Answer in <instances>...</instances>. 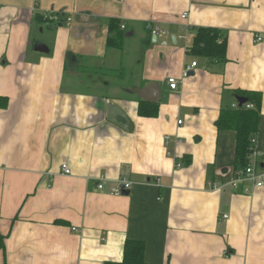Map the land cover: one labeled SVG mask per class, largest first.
<instances>
[{
    "label": "crops",
    "instance_id": "0c3cea01",
    "mask_svg": "<svg viewBox=\"0 0 264 264\" xmlns=\"http://www.w3.org/2000/svg\"><path fill=\"white\" fill-rule=\"evenodd\" d=\"M199 27L226 37L224 61L191 52ZM256 34L264 0H0V264L121 262L127 240L144 242L145 264H264V186L231 185L237 133L218 125L256 113L264 173ZM82 66L118 82L85 87ZM151 84L155 103L131 91ZM111 103L131 132L107 121Z\"/></svg>",
    "mask_w": 264,
    "mask_h": 264
},
{
    "label": "trees",
    "instance_id": "16d2710c",
    "mask_svg": "<svg viewBox=\"0 0 264 264\" xmlns=\"http://www.w3.org/2000/svg\"><path fill=\"white\" fill-rule=\"evenodd\" d=\"M120 35L122 36V34ZM226 50L227 39L221 34V32H219L218 29L212 27H199L196 29L194 43L191 48V52L194 55L206 57L210 59V61H224ZM237 95L242 96L241 92H237ZM244 95L247 96L248 101L258 100L256 99L258 94L245 93ZM248 101L243 105H246ZM139 113L143 116H155L158 114V106L157 104L142 102L139 108ZM223 113L225 121H218V125L220 127H227L236 131L237 143L235 151V169H243L249 162V155L253 147L250 135L257 127L258 116L256 113L247 111L232 113L227 112L226 114L225 112ZM144 250V242L140 240H127L123 260L121 262H108L105 264H145Z\"/></svg>",
    "mask_w": 264,
    "mask_h": 264
},
{
    "label": "built area",
    "instance_id": "2783aa9c",
    "mask_svg": "<svg viewBox=\"0 0 264 264\" xmlns=\"http://www.w3.org/2000/svg\"><path fill=\"white\" fill-rule=\"evenodd\" d=\"M187 15H188V13L186 12L182 16H183V18H185ZM123 28H124V26H123ZM160 31H161V33L163 32L160 29H155V30L152 31V33L154 35H157V34H160ZM254 40H255V42L261 43V42L264 41V36L262 34H256ZM194 66H196V62H193L191 64V66L186 67L184 69V71H183L182 76L183 77L189 76L190 71H191V69ZM168 83H169V85H170V87L172 89H177L178 80H177L176 77L169 76L168 77ZM246 105L249 106V107L252 106V104H248V103ZM179 122H181V121H179ZM168 137L169 136L166 135L165 139H167ZM252 145H253V147H252L251 153L249 155L248 164L246 165L245 168L237 170L235 172V178L230 182L231 185H233L234 187H237L241 180L251 181L256 188H261V187L264 186V173H262L261 171L258 170L259 169V159L261 157V153L255 147L256 146V139L252 140ZM61 170L65 174H70L71 173V168L66 163L62 164ZM131 184H132V182L128 178L123 177L121 179V186L115 188L114 192L116 194H120L122 192L123 188H130ZM102 187H103V185L100 183L99 184V188H102ZM215 187L221 188L222 186H219V185L215 184ZM225 217H227V216H225ZM73 229L76 230V228H73Z\"/></svg>",
    "mask_w": 264,
    "mask_h": 264
},
{
    "label": "water",
    "instance_id": "95a60500",
    "mask_svg": "<svg viewBox=\"0 0 264 264\" xmlns=\"http://www.w3.org/2000/svg\"><path fill=\"white\" fill-rule=\"evenodd\" d=\"M157 39V36L153 37V41ZM35 50L40 51V52H48L49 48L41 43V42H35ZM193 73V71H192ZM154 87H158L157 84H151L145 88H132V92L137 93L140 97L149 100L150 102H157V96L159 95V87H158V94H153L151 90ZM237 100L239 101V105H243L248 101V98L244 96H237ZM107 121L110 124H113L115 126H118L119 128L123 129L124 131L131 132L134 128L133 121L131 118L128 116V114L125 112V110L116 103H111L107 106ZM123 194H128L129 189H122Z\"/></svg>",
    "mask_w": 264,
    "mask_h": 264
},
{
    "label": "rangeland",
    "instance_id": "374dc122",
    "mask_svg": "<svg viewBox=\"0 0 264 264\" xmlns=\"http://www.w3.org/2000/svg\"><path fill=\"white\" fill-rule=\"evenodd\" d=\"M82 68L84 69V70H81L80 71V73H81V75H82V77H83V85L86 87V85H88V84H90V77H92L93 79H96L97 77H101V76H103V75H110V76H113V77H115V74H111V73H105V74H103V73H98V74H94L95 73V70H93L92 68L91 69H87V67L86 66H82ZM106 70V69H105ZM97 73V72H96ZM118 74H116V77H115V80L118 82V80H117V78H118V76H117ZM105 81L107 80L109 83H112L113 81L111 80V78L109 77V78H107V79H104Z\"/></svg>",
    "mask_w": 264,
    "mask_h": 264
}]
</instances>
